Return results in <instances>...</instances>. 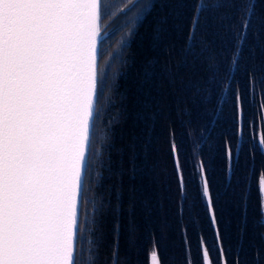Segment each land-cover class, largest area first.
<instances>
[{
  "label": "snow or ice",
  "instance_id": "snow-or-ice-1",
  "mask_svg": "<svg viewBox=\"0 0 264 264\" xmlns=\"http://www.w3.org/2000/svg\"><path fill=\"white\" fill-rule=\"evenodd\" d=\"M156 7L152 0H115L111 4L106 0H0V264H82L85 224L80 217L88 215L85 194L90 191L89 161L98 118L95 104L107 83L98 64L105 55L102 42L124 29L132 38ZM162 7L170 8L176 18L191 11L188 23L193 47L195 31L214 34L213 25L222 8L235 10L230 19L239 17L232 28L233 35L240 37L238 43L247 42L248 32L253 35L245 68L248 91L235 90L231 110L217 112L223 130L213 151L219 155L222 171L231 172L245 185L239 194V240L248 229V186L256 187L253 239L258 238L259 243L251 245L252 264H264V232L257 231L264 228V131L252 134L255 121L248 120L245 106L248 96V107H252L255 92L260 103L253 112L264 121V15L258 16L254 3L245 0H175ZM166 23V17L157 21L154 46L166 32ZM212 47L205 42L199 54L192 47L184 49V63L192 56V66L200 61L202 67L198 80L186 86L192 92L184 109L189 120L203 117L207 96L201 95V89L214 93L213 85L223 72L219 60L204 55ZM155 65L156 61H149L145 66L146 78L154 73ZM246 126L248 137L244 135ZM240 138L247 141L243 146ZM170 150L178 195L186 202L190 181L184 176L179 146L170 141ZM213 163L211 158L200 161L202 183H197L195 197L206 209L214 243L209 245L206 238L199 237L197 257L191 258L186 248L185 264H245L239 254L229 260L223 246L210 190L209 166ZM98 211L101 209L93 213ZM152 245L150 264H162L155 238Z\"/></svg>",
  "mask_w": 264,
  "mask_h": 264
},
{
  "label": "trees",
  "instance_id": "trees-1",
  "mask_svg": "<svg viewBox=\"0 0 264 264\" xmlns=\"http://www.w3.org/2000/svg\"><path fill=\"white\" fill-rule=\"evenodd\" d=\"M152 2L157 7L142 25H138V34L127 41L119 54L115 53L114 63L106 60V76H109L102 94H98V118L89 161L90 191L85 194L88 215L80 217L85 224L82 264H150L154 238L158 241L162 264H185L186 248L190 249L191 258L197 257L199 237L213 244V227L203 202L195 197L196 185L202 183L199 163L210 158L214 160L209 166L210 190L222 229L223 246L228 250L226 255L232 260L239 254L245 264H252L251 245L259 243L258 238L253 239L256 187L254 184L248 186L251 196L248 229L239 240L238 228L242 224L239 194L245 185L231 172L222 171L219 155L213 150L223 130V125L216 120L217 112L231 110V96L235 90L248 91L245 68L253 35L248 32L247 42L238 43L240 37L233 35L232 28L238 25L239 17L230 19L235 10L222 8L217 24L213 25L214 34L195 31L193 47L188 23L191 11L176 18L170 8L162 7L175 0ZM196 2L189 0V3ZM245 2L254 3L255 13L264 15V0ZM161 17L167 18L163 25L166 32L154 46V30ZM126 32L124 29L120 37H125ZM261 36L264 38V33ZM205 42H211L213 47L204 55L219 60L223 72L219 82L213 85L214 93L201 89V95L207 96L203 117L189 120V113L184 109L188 107L187 99L192 92L186 86L198 80L202 67L200 61L192 66V56H188L187 64L184 63V49L192 47L199 54ZM149 61H156V65L151 77L146 78L145 66ZM259 103L255 92L251 96V108L248 107L249 97H245L248 120L255 121L253 135L264 131V121L259 119L258 112H253ZM244 135H249L247 126ZM170 141L179 146L184 176L190 181L186 202L178 195ZM246 142L240 138L242 146ZM256 166H259V157ZM229 184L231 188L227 187ZM94 209L101 211L94 214ZM94 216L96 222L92 223ZM257 231L264 232V228ZM212 255L217 253L213 251Z\"/></svg>",
  "mask_w": 264,
  "mask_h": 264
},
{
  "label": "flooded vegetation",
  "instance_id": "flooded-vegetation-1",
  "mask_svg": "<svg viewBox=\"0 0 264 264\" xmlns=\"http://www.w3.org/2000/svg\"><path fill=\"white\" fill-rule=\"evenodd\" d=\"M107 3L111 4L114 2V0H106ZM104 23H107V21H104ZM122 34L121 33H118L116 35H114L112 38H105L104 41L102 42L103 44V49H104V52H105V55L103 56L102 59L99 60V65L103 68L104 67V64L106 63V60H108V55L110 52L113 53V56L111 59V61H113L114 63V46L115 44L119 41V38H120V35ZM114 66V64H113ZM113 69V67H112ZM107 70L106 68L104 69V75L106 77V79L108 78L109 75H107ZM112 74H114V72H112Z\"/></svg>",
  "mask_w": 264,
  "mask_h": 264
},
{
  "label": "rangeland",
  "instance_id": "rangeland-1",
  "mask_svg": "<svg viewBox=\"0 0 264 264\" xmlns=\"http://www.w3.org/2000/svg\"><path fill=\"white\" fill-rule=\"evenodd\" d=\"M119 39H120V40L117 42L116 47H115L116 50H115V52H114V55H115V53H116V54H117V53L119 54V53H120V50L123 48V46L126 45L127 41L129 40V38H128L127 36H125V37H124V36H121ZM121 40L125 41V43L121 44V43H120ZM112 56H113V53L110 52L109 55H108V60H107V62L110 60V58H112ZM107 62L104 64L103 70L105 69V67H106V65H107Z\"/></svg>",
  "mask_w": 264,
  "mask_h": 264
},
{
  "label": "water",
  "instance_id": "water-1",
  "mask_svg": "<svg viewBox=\"0 0 264 264\" xmlns=\"http://www.w3.org/2000/svg\"><path fill=\"white\" fill-rule=\"evenodd\" d=\"M98 64H99V60H98ZM98 100V97H97ZM96 108H97V103L95 104V114H96Z\"/></svg>",
  "mask_w": 264,
  "mask_h": 264
}]
</instances>
